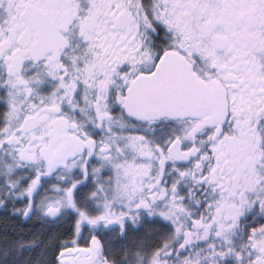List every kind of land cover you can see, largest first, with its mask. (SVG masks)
Instances as JSON below:
<instances>
[{
  "label": "snow or ice",
  "instance_id": "6c2138e0",
  "mask_svg": "<svg viewBox=\"0 0 264 264\" xmlns=\"http://www.w3.org/2000/svg\"><path fill=\"white\" fill-rule=\"evenodd\" d=\"M0 264H264V0H0Z\"/></svg>",
  "mask_w": 264,
  "mask_h": 264
}]
</instances>
